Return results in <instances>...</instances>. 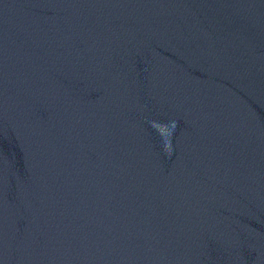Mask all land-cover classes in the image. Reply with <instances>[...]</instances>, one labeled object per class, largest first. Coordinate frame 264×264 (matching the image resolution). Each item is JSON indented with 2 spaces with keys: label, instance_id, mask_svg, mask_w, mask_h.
Listing matches in <instances>:
<instances>
[{
  "label": "water",
  "instance_id": "obj_1",
  "mask_svg": "<svg viewBox=\"0 0 264 264\" xmlns=\"http://www.w3.org/2000/svg\"><path fill=\"white\" fill-rule=\"evenodd\" d=\"M0 264H264V0H0Z\"/></svg>",
  "mask_w": 264,
  "mask_h": 264
}]
</instances>
